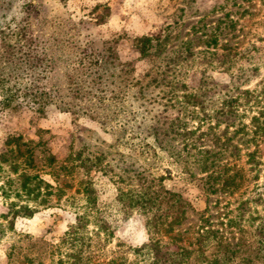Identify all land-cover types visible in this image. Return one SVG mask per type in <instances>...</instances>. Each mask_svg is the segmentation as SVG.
<instances>
[{
	"label": "rangeland",
	"instance_id": "374dc122",
	"mask_svg": "<svg viewBox=\"0 0 264 264\" xmlns=\"http://www.w3.org/2000/svg\"><path fill=\"white\" fill-rule=\"evenodd\" d=\"M22 18L53 64L41 84L55 90L41 112L24 102L0 111V264H72L78 252L77 264H149L136 249L152 224L162 245L184 251L183 264L213 258L215 238L199 251L207 229L242 258L252 254V228L240 235L229 224L247 193L224 181L252 176L245 150L220 148L213 122L193 134L179 127L170 88L152 81L156 61L138 39L166 38L162 55L183 41L199 55L231 48L241 54L232 69L257 66L248 87L264 89V0H0V25ZM185 67L194 89L203 68L218 83L230 75L215 61ZM203 146L218 158L207 171L197 161L208 156L197 153ZM259 150L247 190L264 184V135ZM78 215L85 224L72 234Z\"/></svg>",
	"mask_w": 264,
	"mask_h": 264
},
{
	"label": "trees",
	"instance_id": "16d2710c",
	"mask_svg": "<svg viewBox=\"0 0 264 264\" xmlns=\"http://www.w3.org/2000/svg\"><path fill=\"white\" fill-rule=\"evenodd\" d=\"M153 40L149 36L139 38V53L142 56L154 57L156 64L151 79L156 85L166 82L165 86L170 88L168 100L172 107H177L174 119L179 127L187 131V134H193L205 121L213 122L208 131L219 130L216 141L217 143L223 141L219 145L220 148L230 149L235 156L244 149L248 173L253 172L249 177L235 172L224 179L226 185L244 187V192L247 193L245 198L238 201L236 214L229 219V224L235 227L240 235L247 233L248 227L252 228L249 232L252 233L253 240L248 244L251 246L252 254L242 258L239 247L232 248L221 234L210 229H207L199 240V251L204 254L209 249L212 238H215L216 252L213 258L207 260V264H240V261L243 264H264V213L258 210V206L264 209V184L256 183L250 190H247L248 184L243 186L245 180L248 182L258 180V166L262 164L259 139L264 135V106L261 105L264 100V89L248 87L252 78L258 75V67L251 65L233 70L236 61L241 57L240 52L225 47L221 52H217L216 49L202 50L199 55L191 50L190 41H183L172 55H162L166 49L167 39L156 38L154 44ZM40 43L39 37L34 35L26 18L19 21L12 19L0 25V111L16 108L24 102L35 111L41 112L44 106L51 102L55 89H49L41 82L47 78L53 64ZM153 47H156L155 51H149ZM212 61L224 70L230 71L228 81L216 82L206 68H203L198 86L195 89L189 87L185 80L186 74L181 72L180 67L188 66L191 62L204 64ZM253 109H256L254 110L256 112L249 117V112ZM247 116L248 123L244 120ZM193 121H197L198 126L188 129L186 124ZM204 147L197 150V153L208 154L210 149ZM211 155L197 160L206 171L208 163L214 166L218 159L216 155L211 159ZM147 199L148 197H144L143 203H146ZM77 222L73 226L72 234H76L77 230L84 227L85 222L81 215L77 216ZM152 227L154 230L151 232L149 242L136 251L145 254L150 259L149 264H183L184 251H173L162 245L154 235L157 231L156 224H152ZM237 257L241 258L239 262ZM73 259L72 264L79 263L80 253L73 254Z\"/></svg>",
	"mask_w": 264,
	"mask_h": 264
}]
</instances>
